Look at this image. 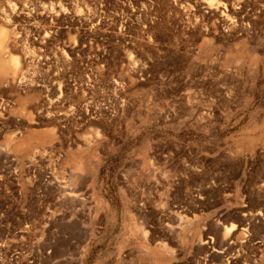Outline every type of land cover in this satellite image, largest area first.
Listing matches in <instances>:
<instances>
[{
	"label": "rangeland",
	"instance_id": "rangeland-1",
	"mask_svg": "<svg viewBox=\"0 0 264 264\" xmlns=\"http://www.w3.org/2000/svg\"><path fill=\"white\" fill-rule=\"evenodd\" d=\"M217 2L0 0V264H264V0Z\"/></svg>",
	"mask_w": 264,
	"mask_h": 264
},
{
	"label": "bare ground",
	"instance_id": "bare-ground-1",
	"mask_svg": "<svg viewBox=\"0 0 264 264\" xmlns=\"http://www.w3.org/2000/svg\"><path fill=\"white\" fill-rule=\"evenodd\" d=\"M202 1V3H203V5H204V7L206 8V9H208V10H211L212 8H214V10L216 11V12H219L220 10H218V8L220 7L219 6V2H217V0H201ZM235 1V0H234ZM240 3H242V2H240ZM239 3V4H240ZM197 4V3H196ZM222 7V6H221ZM210 13V12H209ZM215 14V13H214ZM229 14V13H228ZM209 15V14H208ZM220 15V14H219ZM230 15V14H229ZM221 17V16H220ZM233 18V17H232ZM206 19V18H205ZM222 20V19H221ZM229 21V20H228ZM223 23V22H222ZM233 24V23H232ZM2 31V30H1ZM0 31V32H1ZM240 31V30H239ZM3 32V31H2ZM7 42V35H2V36H0V61H1V63L2 64H0V73L3 71L4 72V70H5V72L4 73H7L6 72V69L7 68H4L5 67V65H6V61H5V59H7L6 57H8L7 55L9 54V53H7V48H8V44L6 43ZM9 43V42H8ZM18 60V59H17ZM13 61V60H12ZM12 64L13 65H17V63L15 62V61H13L12 62ZM7 67V66H6ZM4 68V69H3ZM20 68V67H19ZM8 70H9V68H8ZM18 71V70H17ZM2 72V73H3ZM6 75V74H5ZM4 75V76H5ZM11 76V75H10ZM13 82V81H12ZM24 144V143H23ZM23 144H22V146H23ZM18 145V144H17ZM20 145V144H19ZM26 145V144H25ZM24 147V146H23ZM28 146L26 145V148H27ZM19 148H21V147H19Z\"/></svg>",
	"mask_w": 264,
	"mask_h": 264
}]
</instances>
